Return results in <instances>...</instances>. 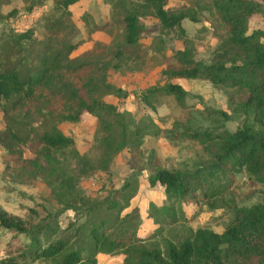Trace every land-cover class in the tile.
Returning <instances> with one entry per match:
<instances>
[{
  "label": "trees",
  "instance_id": "16d2710c",
  "mask_svg": "<svg viewBox=\"0 0 264 264\" xmlns=\"http://www.w3.org/2000/svg\"><path fill=\"white\" fill-rule=\"evenodd\" d=\"M77 1L52 0V9L66 14L69 12L67 7ZM105 1L110 3L112 13L108 20L93 25L90 31L105 32L111 24L109 20H113L118 10L122 11L121 19L114 21L123 29L122 42L114 46V57H129L132 53L126 49L138 43L142 29L140 17L149 15L156 19L161 30L177 29L180 33H184L181 20L199 21L192 6L166 9L168 0H140L133 4L128 0ZM42 2L44 0L39 3ZM39 3L29 4L26 10ZM208 10L224 26L226 37L214 45L207 61L195 59L186 47L178 49L171 56L175 64L167 63L159 71L163 79L161 84L136 87L132 94L151 110L155 109L156 94L171 96L182 105L187 92L173 80H202L232 92H243L244 98L237 100L235 108L231 109L233 113L239 111L243 119L231 132L209 128L168 131L167 138L171 140L196 143L203 158L188 170L158 166L154 161L149 163L147 185L159 187L162 195L161 204L148 203L146 214L156 225V230L140 235V217L136 209L122 212L130 206L134 196L129 182L111 189L101 201H90L78 193L73 178L61 171L62 154L82 157L75 149L73 139L53 126L50 132L35 137L38 147L29 145L27 156L17 155L13 165L20 174L38 177L49 185L61 210L72 209L75 213L81 210L84 217L76 225L69 222L60 227L56 223L57 214L43 208V216L37 210L27 208L22 217L10 215L0 208V230L11 235L5 243L0 264H35L37 261L103 264L98 255L117 258L118 264H264V0H209ZM250 19L263 24L248 31ZM58 24V18L49 24L50 36L47 34L44 41L36 40L33 30L27 28L10 32L8 39L0 43V105L4 110H17L25 103H36L42 92L53 93L61 76L81 78L85 67L94 64L104 69L99 61H80L83 59L71 57L70 54L88 38L66 41L54 49L51 39ZM94 46L97 47L92 49V56H99L105 45L95 41ZM86 80L85 90L98 94V86L89 77ZM100 82L102 95H114L119 100L126 97V91L120 87L104 79ZM68 94L75 100L67 105L69 113L60 119L77 121L83 112L97 119L101 131L99 142L103 147L98 168L106 170L111 157L126 146L127 132L137 138L139 129H128L123 123L122 112L96 94L88 100L73 91ZM218 114L228 120L231 113L218 111ZM108 117L114 119L116 135L113 126L105 121ZM4 130L9 140L0 147L6 152H18V146L26 145L30 137V130L23 136H18L11 126ZM82 162L88 164L83 159ZM238 173H243L262 189L256 201L243 204L226 199ZM75 202L81 209L75 207ZM222 206L227 209L228 220L220 232L199 226L188 229L179 239L162 235L161 223L165 219L169 226L185 223L203 210L212 211ZM182 207L193 208L189 217ZM159 214L162 219L157 217Z\"/></svg>",
  "mask_w": 264,
  "mask_h": 264
},
{
  "label": "rangeland",
  "instance_id": "374dc122",
  "mask_svg": "<svg viewBox=\"0 0 264 264\" xmlns=\"http://www.w3.org/2000/svg\"><path fill=\"white\" fill-rule=\"evenodd\" d=\"M40 1L0 0V43L8 39L10 32H20L27 28L33 30V37L36 40L44 41L47 34L50 36L47 27L58 18L59 24L54 28L57 31L51 39L53 48L58 49L62 43L74 41L79 37L89 40L90 32H92L90 28L106 21L104 20L106 16L108 20V16L112 13L109 9L110 3L105 0H92V6L89 9L83 8L87 0H80L77 4L67 7L69 12L66 14L52 9V0L39 3ZM138 1L140 0H128L131 4ZM33 2L39 4L29 11L26 10L27 6ZM208 5L209 0L167 1L166 9L192 6L198 13L199 21L196 23L186 19L181 20L184 33H180L177 29L161 30L155 18L149 15L140 17L139 23L142 29L138 43L126 49V51H132L129 57L126 55L114 57L112 54L114 46L120 44L123 37L122 25L114 23L121 19L122 11L118 10L113 20H109L111 24L106 31H101L94 37L102 38L104 42L91 40L88 47L86 44L80 45L70 54L71 57L83 59L80 61H99L103 63L101 65L104 69L94 64L85 67L81 78L61 76L60 84L53 87V93L42 92L41 98H37L36 103H25L17 110L6 109V107L4 110L3 105H0V144L2 146L9 140L4 130L6 126H11L18 136H23L27 130H30L26 145L18 146V152L17 150L6 152L0 147V208L17 217L25 215L27 208L35 209L40 216H43V208L46 212L57 214L56 223L60 227H65L69 222L76 225L83 219L84 211L79 210L75 213L72 209L61 210V204L55 200L49 185L38 177L20 174L13 165L17 155L27 156L29 145L33 148L38 147L34 142L35 137L50 132L51 127L54 126L62 134L73 139L74 147L82 157L62 154L64 161L61 163V171L64 175L73 178L78 193L86 196L90 201H101L111 189H117L124 182H129V189L134 192V196L130 200V206L122 212L136 209L140 217L138 228L140 235L145 236L155 231L156 225L146 215L148 203L161 204L162 195L159 187L147 185L145 178L148 175L149 163L154 161L158 166L188 170L203 158L196 143L188 140H171L167 138L168 131L176 128H209L212 131L225 129L231 132L240 126L243 119L239 111L236 113H233L234 110L231 111L235 108L237 100L244 98L243 92H232L202 80H173L187 92L182 105L171 96L156 94L153 102L155 109L151 110L132 94V90L136 87L161 84L163 79L159 71L164 69L167 63L175 64L171 56L178 49L186 47L195 59L207 61L208 54L214 45L226 37L224 26L213 18ZM262 24L255 19H250L248 31ZM95 41L105 45L99 56H92V49L97 47L94 46ZM87 77L98 86L96 89L98 94L85 90L84 83ZM103 79L126 91V97L119 100L114 95H102L103 87L100 81ZM69 91L75 92L85 100L95 94L98 95L101 100L115 105L118 112H122L123 123L128 129H139L137 138L127 132L129 140L126 146L111 157L106 170L98 168L103 147L99 142L101 131L97 119L86 112L80 113L77 121L60 119L61 116L69 113L67 105L75 100L68 94ZM218 111L231 113L230 119L223 120ZM105 121L113 126L116 135L118 130L114 119L108 117ZM115 138L117 139L116 136ZM82 159L88 164H83ZM261 194L262 189L258 185L249 181L243 173H238L230 193H227L225 197L237 203L247 204L256 201ZM74 205L79 209L78 202ZM182 208L189 217L193 208ZM157 217L161 218V214ZM227 220L228 213L225 206L212 211L203 210L188 222H178L172 224L173 226H169L165 219L161 223L162 235L170 239H179L188 229L199 226H207L213 231L220 232ZM10 237V233L0 230V258L5 251V243L10 240ZM98 259L103 264L119 263L117 258L104 255H98ZM35 264L45 263L37 261Z\"/></svg>",
  "mask_w": 264,
  "mask_h": 264
},
{
  "label": "crops",
  "instance_id": "0c3cea01",
  "mask_svg": "<svg viewBox=\"0 0 264 264\" xmlns=\"http://www.w3.org/2000/svg\"><path fill=\"white\" fill-rule=\"evenodd\" d=\"M80 0H78L77 2H75L74 4H77L78 2H79ZM71 6V5H70ZM70 6H68V7H70ZM92 6V0H87V2H85V5H84V7L83 8H85V9H89L90 7ZM105 9V8H104ZM106 14H107V12H106ZM105 15V14H104ZM104 20H107V16L106 17H104ZM93 32V33H92ZM92 32H90V36H89V40H87V42L85 43H83L84 45L86 44V47H88L89 46V44L91 43V40H94L95 38V36L96 35H98V34H100L101 33V31H92ZM95 40H98V41H102V42H104L103 41V39L102 38H97V39H95ZM82 44V45H83ZM81 48V47H80Z\"/></svg>",
  "mask_w": 264,
  "mask_h": 264
},
{
  "label": "built area",
  "instance_id": "2783aa9c",
  "mask_svg": "<svg viewBox=\"0 0 264 264\" xmlns=\"http://www.w3.org/2000/svg\"><path fill=\"white\" fill-rule=\"evenodd\" d=\"M32 12V11H31Z\"/></svg>",
  "mask_w": 264,
  "mask_h": 264
}]
</instances>
